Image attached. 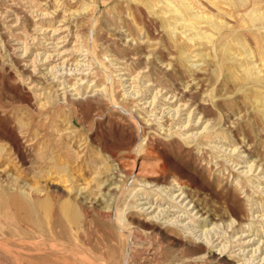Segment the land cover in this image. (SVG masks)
<instances>
[{"label": "rangeland", "instance_id": "rangeland-1", "mask_svg": "<svg viewBox=\"0 0 264 264\" xmlns=\"http://www.w3.org/2000/svg\"><path fill=\"white\" fill-rule=\"evenodd\" d=\"M55 1L58 3L56 4ZM60 3L62 5H60ZM138 3H140V4H138ZM141 3L142 2H139V0H70V1H68V0H65V1L64 0H59V1L58 0H0V121H1L0 122V129L1 130L0 131L7 133L8 135H12L13 137L19 136L18 138L20 140L21 147L23 150L27 149V152H28L27 158L28 159L31 158L30 160L36 158L35 155H36L37 151L39 154H42V155L48 154L50 152V148L55 147L56 144L60 143V141L68 142L71 145V148L73 151L72 150H71V152L68 151L66 149V146H64L65 148L63 147L64 149H62V151H60L61 154L65 156V159L63 157L62 160H63V162H66V161H70V163L73 162L72 166H75L76 169L79 168L78 165L81 166V168L83 169V172H84V173H82V174H84V177L82 179L85 178V181L89 182L90 187L95 186L96 180L98 179V174H95L96 171H101L102 169H103L102 171H104V169L107 166L112 165V164H119L120 163L122 166H124L122 169V172L120 173L121 175L119 177H117V182L114 186H121L123 184L122 181H124L126 179H129V181L127 182L126 191H124L120 195L121 197H119V200H117L118 202L116 201V203L114 204L113 220L116 221L118 216H119V211L122 212L121 217H122L123 221H127L129 223L127 230L129 232H132L134 235H136L137 232H139L140 234H137V235L143 236V238H144L143 240H139L138 238H135V236H134L133 241L130 242V245L132 246V247L130 246V250L132 249L131 251L133 254L137 252L135 255H138L140 257L138 260L139 263L137 260L135 261V259H134V260H130L129 264H135V263L136 264H151V263H149L150 260L151 261L155 260V262H159V263H163L164 260L166 261L165 263H167L169 260L168 264H178L181 261H185V263H183V264H191L190 259H185L186 251H184V249L182 247L175 246L171 241H170V243H172V244H170L169 241L168 242L163 241V243H161L160 247H159V245L156 246V248H158V250H159V253H157V259L153 258L152 246L147 244L149 241L148 238L150 237V235L148 234V231H146L147 229L142 224L139 225L136 223L137 222L136 220L141 218L142 221H143V219L145 221L146 218H149V216H151V215L157 216L158 214H161L160 216H162V217L167 216V219H169V220L172 219V222H174V224H172V225L176 229H178V232L181 233L180 237L184 238L183 239L184 241H188L190 239V236L192 237L191 239H193V240H201L205 236L208 238V240H212L213 247L211 249L209 248L210 254L207 256V260H206L207 262H204L202 264H216L217 260L215 259L214 255L217 257V254L219 253V251H217V250L221 249L223 246L226 247L225 252L228 251V253H225V254L229 255V253H230L231 259L232 258L235 259V260L232 259V264H234V263L235 264H240V263L241 264H264V242H262V241H264V236L262 235V232L264 230V228H263L264 227V206H263L264 205V180H263L264 179V174H263L264 168H263V170L260 169L258 167V165L257 164L255 165V163H253V161H252L253 159H257V158L258 159L261 158L264 161V121L259 117V115H257V114H259L257 112V109L253 108L251 102H249V100L246 97L247 93H248L247 94L248 96H250V95L252 96V94L255 92V91H253L254 89H248V91L246 92V90H242L241 88H239L240 82L236 86L238 79H235V77L231 78L230 73L233 72L232 70L229 71L230 73H227L228 71L225 70V72H223L222 75H220L219 72L214 71L215 66H213V65H215V64H212L211 69H210V72H211L210 74H212V75H210L211 82L210 83L208 81H205L207 83L203 82L202 89H200V91H199V94L201 93V96L199 95V97H203L206 95V94H204V91H203L204 88H206V89L208 88V90L211 91L212 95L216 96V99L219 100L217 106H215L214 109H208L209 110L208 114L210 115V117L214 118V116H215V118L218 119V120L215 119V121H217V128H216L215 133L213 134L214 137H212L211 140L206 141L203 144H197V143L193 142L192 146H191V144H189V145L184 144L183 142H180L179 140H176L177 141L176 142L175 139H177V138H175L174 140H171V137L169 136L170 132L168 131V129L173 127V126H177L178 122L179 123L185 122L187 120V114L186 113L188 111H190L192 108L188 109L189 106L182 107V109L181 108L179 109L180 113H178L177 115H174L175 114L174 109L177 107V103L172 98L168 97L166 99V95L167 96L170 95V94L166 93L168 89H164V90H162L163 93L161 92L160 95L158 94L157 99H155L156 102H154V104L150 103L151 102V96H153V90L155 91L157 89V87L154 86L155 84H153L155 82L148 81V77H146L145 75L149 71L154 76V79H157V80L160 79L162 82H165L167 80V78H165L163 73H161L162 70L160 69V67H161L160 63L158 64V66L160 65L159 68H158V66H156L158 68V69L156 68V70L155 69L150 70L147 68H144L143 70H141L139 68L134 69L135 70V72L133 73L134 75H136V74H138V72L142 71L139 78L137 79V81H135L133 84L137 88V89L135 88V91H139V89L141 87L142 93L136 96L135 103L133 104L134 105L133 109L131 108L132 107L131 105L128 106L129 111H132L131 113L134 115L132 118L128 117L129 114L127 111H120V113L115 112V110H113L108 105V103L105 100H103L104 98H102V96H101L102 95L101 91H98L99 93L97 92V94H99V96L95 99L96 101L92 100L93 102L92 101L90 102V103H92V105L90 103L85 104V102H83L84 104L83 103L78 104L79 106L76 105L77 103L76 104L75 103H69V104L66 103L65 104L64 101L62 100L63 104H62L61 108L57 107V106L52 107L51 110L56 109V108L57 109L55 111L49 110L47 115H45L46 113L44 114L43 113L44 111H42V108H40L41 107L40 104L44 103V98H45V96H42V97L39 96V94H41L43 92L42 87H48L49 86V88H50V87H53L54 85H56L57 87L55 86L54 88H52L53 92H54V89L61 88L63 86L62 83L64 82L65 87L63 86L62 88H65V89H62V91L59 90L58 93H63L64 91H66V92L68 91L67 96L69 98H71V97L76 98V95H74V94H76V91H73V87H70L71 84H75L76 82H77V84H75V86L78 85L77 87L81 88V93L83 95L81 93L80 94H81V97H83V98H85V96H87V95H90L92 93L91 92L92 89L94 91V89L98 90V89L103 88L102 84L104 82V80H103L104 75H103V73H100L102 71L100 70V68L98 67L97 64H94L92 66V65H90L91 64L90 63L89 64L90 66L86 65L83 67L81 66V68H80V65L82 63L86 64L87 63L86 60L88 59L85 55V54H87V51H86L87 47L85 44V42H86L85 36L87 33V29H88L87 26L88 25H91V26L94 25V27H95V24H96L97 29L99 31L101 30L100 33L102 32L100 34L102 37L107 36L110 38L111 37L114 38L117 36V34L115 33V31L113 29H115V28L121 29L122 28L121 30L125 31L126 28H124V26L130 24V21L132 22V20L130 18L131 15L135 16L136 14H139V16L138 15L135 16L137 18V22H139V23H137L138 27L135 24L133 25L132 24L133 22L131 23L133 25L134 29H136V30H134V32L136 34L140 33V30L142 31V29H141L142 26H144L146 24L145 27L147 28V30L150 32V34L152 36L154 35L157 37L158 36L164 37L163 34L165 32H162V29L160 28L161 27V24H159L160 21L156 18L155 15L150 14L147 7L143 6L142 5L143 3L142 4ZM201 3H203L202 6H203V8H204L203 10L205 12L209 13L211 10V12L213 11L212 13H216L219 15L218 10L214 6H209L205 0H201ZM30 4H32L31 5L32 7L30 6ZM55 4H56V6H55ZM59 6H61V8ZM53 7L56 9H53ZM222 7H226V6L222 5ZM69 8H71V9L69 10ZM157 9L159 10V8H157ZM37 10H40V11L43 10L42 14H43V12L46 13L49 11V13H53L55 10H58L56 12L58 15L51 14L50 17L49 16L45 17V16H42L40 14V11H37ZM79 10L81 13L79 12ZM141 10L142 11L146 10V11L142 12ZM35 11L37 13H34ZM64 11H67V12L64 14ZM71 12L72 13L77 12L78 13L77 18H75V15H72ZM31 13H32V15H31ZM147 13H149V14H147ZM19 14L21 17L19 16ZM53 15L57 18L54 19ZM63 15L72 16V19L69 20L70 25H71V26H69V28H66V26L61 25L63 22H61L59 19H61L60 16H63ZM149 15H150V17H149ZM221 15L222 14H220L219 17ZM141 17H143V19ZM125 18H128V19L130 18V21L125 19ZM50 20L53 21V23H52L53 26H55V27L58 26L59 28L62 27V29L66 28V30L65 31L61 30V31H59L60 34L58 32H56V33H54L55 35H53L52 31H51L52 26H50L51 23L49 22ZM85 22H87V23H85ZM240 22L238 24L241 25ZM143 23H145V24H143ZM33 24H35V25H33ZM39 26H41L42 29H40ZM109 28H111V29H109ZM45 29H47L46 31H48V32H46ZM41 30H43L44 33ZM94 30L95 31L93 32V35L96 34V28H94ZM159 32L160 33L162 32V33L160 34ZM77 33H78V36L76 37ZM142 33H144V30L142 31ZM43 34H44V36H43ZM57 34H59V35H57ZM65 35L68 36L66 38V40L65 41L60 40L64 44L58 43L59 47L57 46V48L60 52H63V55H62L63 59L64 58L69 59L70 57H71V59H69L66 62V64H68V65H65V66H68V67H66V69H65V67H62V68L58 67L56 69L59 71V72L58 71L57 72L59 73L58 76L60 75L59 76L60 78L59 79L56 78V80L54 79L55 81H53L52 76H49L50 73H48V70H46V67L50 68V67H52V65L54 66V64L59 63L60 60H58V58H60V57H55L56 56L55 53L57 54V52H54V47H52V45H54L53 43L56 42V40L51 39V38H54V37L58 38L59 36L62 37ZM27 36H28L27 40H23V39H26ZM82 36H84V37H82ZM165 37H167V36H165ZM165 37H164V39H167ZM36 39H38V40L36 41ZM76 39L78 41H75ZM25 41L26 42L29 41V43L27 44ZM44 41H46V42H44ZM49 41H51V42H49ZM17 42H18V44H17ZM116 42L117 41H115L114 43H112L110 46H107V47L102 45V43H100L101 46L98 48L99 53L100 54L102 53L101 55H102V57H104V59L106 60L108 65H110L112 62L113 63L115 62V61H111V59H112V54H113L112 50L115 51V49H116V51H117L119 49L118 43H116ZM74 43L75 44L78 43V45H75ZM186 43L187 42H185V44ZM23 44H24V47L30 46L29 48L26 47L27 50H30V51H29V53L26 52L25 55H24V51L22 49ZM50 44H52V45H50ZM233 45L235 46V44H233ZM77 46L79 47V49H81L80 52L77 51V53L76 52L71 53L72 52L71 48H73V47L78 48ZM8 47H10V48L8 49ZM199 47H198L199 48L198 50H200L199 53H198V50L196 52L199 54V56H197V58L195 57V59L193 58V60H198L199 58L202 59V60H200V62L198 61L199 65H202V64L206 65V64H209L210 62L213 63V58H212L213 54L209 51V49L206 48V46H199ZM16 48H19L18 50L20 52ZM66 49H68V50L66 51ZM9 50H11V51H9ZM190 50L192 51L193 49H190ZM206 50L209 54L206 52ZM235 50H236V48H235ZM237 50H238V48H237ZM43 51H49V53L54 52V54H53V55H55V56H53L54 58L51 59L50 62L49 61H46V63H45V61L41 62L40 57L36 58L35 56H36V53L42 54L41 52H43ZM103 51H104L105 55L103 54ZM108 51H111V52H109L107 54ZM204 51H205V53H204ZM21 53H23L22 56H21ZM33 53L35 55H33ZM122 53H123V51H122ZM196 53H194V54H196ZM237 53H239V52H237ZM211 55H212V57H211ZM109 56L111 59L108 58ZM8 58H12L13 60H9ZM167 58H169V56H167ZM35 59H37V60L35 61ZM77 59L81 62V64L78 65L79 68L78 67L75 68V65H74L77 62ZM237 59H239L240 61H243V62H245L247 60L245 55H239ZM109 60H110V62H109ZM205 60H207V61H205ZM19 61H22V64H27L28 68H30V69L33 66L35 67L38 65L35 68L39 72L35 71L34 74H36V75L33 76V79L35 80V81L33 80L34 82H32L31 79H30V81H31L30 82L29 79H27L26 75L24 77H21V76H23L22 75L23 73H21V71H20L21 69L18 70V67H17L18 66L17 63ZM34 61L38 64L34 63ZM39 61H40V63H39ZM71 62L72 63L74 62V63L72 64ZM30 63L31 64L34 63L32 67H31ZM200 63H202V64H200ZM233 63L230 62V65H232L234 67V70L237 68V71L235 70L234 72L238 76V78H241V76L244 75L243 68H240L239 66L236 67L235 63L234 64ZM112 64H111V69L109 71L110 72L112 71L113 75L111 73V76L109 77V84L114 87V91H115V94L117 95L119 102H125L124 101L125 99L123 98L124 97L123 94L125 93L124 90H126V89L123 88V86H121L120 79H119L120 78L119 74L125 73V70H122V71H119V70L121 68L125 67V65L118 64V66H117V65H112ZM205 65H203V66H205ZM14 66H15V68H14ZM87 66H89V67H87ZM69 67H70V69H69ZM59 68H61V69L59 70ZM74 68H75V70H74ZM84 68L86 71H84ZM96 68H98V69H96ZM77 69H83V71H78ZM91 70L94 73L91 72ZM114 71H115V73H114ZM144 71H145V73H144ZM45 72L47 73V77H45L43 75ZM110 72H109V75H110ZM154 72H156V73H154ZM212 72H214V73H212ZM213 74H215V75H213ZM187 75H190V74H187ZM81 77L84 78V81L85 80L86 81L85 82L84 81H78V79ZM122 77L124 79H127L128 76L123 75ZM94 78L97 79V81L96 80L94 81ZM111 78L113 79L112 80L113 82L111 81ZM36 81L40 82V84L36 83ZM234 81H236V82H234ZM78 82H79V84H78ZM142 82H143V85H142ZM151 82H152V84H151ZM197 82H195V83H197ZM41 83H43L44 86H42L43 84H41ZM96 83L98 85H102L101 88L94 87V85ZM148 83L150 84V86ZM208 83H209V85H205ZM128 85H129V83H127L125 85V87H127ZM164 85L170 86L171 82L167 81L166 83H164ZM71 89H72V91H71ZM143 90H144V92H143ZM212 90H214V91H212ZM46 91L47 90H45V92ZM53 92L51 94H53ZM89 92H91V93H89ZM100 92H101V94H100ZM139 99H142V100H139ZM15 100H16V102H15ZM24 100H25V102H24ZM31 109L32 110L34 109V110L32 111ZM29 111H31V112H29ZM41 112L44 114L43 116H39V114ZM10 114H11V116H10ZM152 114H153V116H151ZM241 114L242 115L245 114L243 119L234 120V118L238 117ZM22 115L26 119L30 118V121L32 122V127L35 130H37V133L39 134L38 138H36V139H40L39 143H37L38 140H36L34 138L32 141H28L29 138L26 137L25 133H22L23 130H21L19 128L17 123H14L16 121V118L19 116H22ZM30 115H31V117H30ZM53 117H54V119H53ZM197 117H199V114H198V112H195L191 118L192 122L190 123V125H188L187 127H183L180 130H184L185 132H187L189 130L191 131L192 128H196L195 129L196 131H198V132L201 131V127L203 126V123H202L203 120H200L198 122ZM86 118H87V121H86ZM254 120H257V122H258L257 124H255V126L253 124ZM232 121L235 124L232 123ZM13 123L15 125H13ZM160 124H162V125H160ZM143 126H145V127H143ZM152 127H153V129H152ZM178 127H179V125L173 131L178 130L179 129ZM142 130H144V131H142ZM5 131H7V132H5ZM145 132H147L148 134H146ZM15 134H17V135H15ZM242 134H243V136H242ZM117 136H119V137H117ZM128 136H130V138L133 142L131 140H127ZM197 136L200 137V134ZM197 136L195 137V140L198 139ZM219 136H221V137H219ZM31 138H32V136H31ZM244 140H247V141L249 140L250 141L249 143H253V145H252L253 149H251V151H250L251 154L249 156H248V153L246 154V152H244V148L241 147L243 145ZM144 141H146V142H144ZM31 144H33V145H31ZM27 145H29V146H27ZM6 146L9 148L10 145L7 144ZM188 146H190V147H188ZM237 146H238L237 150H235L233 152L232 149L234 147H237ZM40 147L42 149H40ZM193 147H195V148H193ZM30 148H32V149H30ZM102 149H104V151ZM105 149H107V150L105 151ZM197 149H199V150H197ZM230 151H231V153H230ZM60 152H58V153H60ZM75 152H78L80 154L79 159L76 161L72 157V155H74ZM11 155L15 159L14 153H12ZM29 156H30V158H29ZM66 156H67V159H66ZM113 159H114V161H111ZM74 162H76V163H74ZM253 164H254V166H253ZM249 165H252L253 169H252V172L249 173L250 176H249V174H248V176L251 179H253L254 185H252L253 188L248 187V188L243 189L241 184H239L238 178L244 170L246 171L248 169ZM165 166L168 168V170H169V168H170V170H172V171L169 170V172H174V173L178 174L179 176L182 175L181 176V182L183 181L182 182L183 184L184 183L188 184V185L187 184H184V185H187L190 187L193 185L192 190L195 189V190H193V194L199 195V197L201 198V201L204 204H207L208 209L211 212H213V214L216 213L215 215L220 216L221 213H223L225 211L227 212L228 210L229 211L232 210L234 212V217H235V218L233 217L235 219V221H234L235 223L232 224V227H235V225H237L236 219H239V221L241 219L243 221V224L240 225V228H237L238 230L233 229L232 227L231 228L227 227L228 224L227 225L225 224L222 226L218 225L219 227L213 226L209 221L207 223H204V221L202 220L203 217L199 219L198 215H195L194 213L190 214L189 207H185V209H184V206L186 205L185 202H184L183 206L180 207L181 198L177 199L175 202L173 201V203L169 202L168 200H164V201L161 200V196H164L163 194H165V193H163L161 195L160 192L162 189H164L165 192H168V194L172 193V195H177V193H178L177 192L178 187H176L174 182H170V181H172V180H170L172 178L167 180V181L170 180L169 181L170 184H169V182H167L165 185L167 187H164V186L156 187V188L154 187V189H157V188L159 189V190L157 189L156 191H153V189H152L153 188V185H152L153 179L161 176V174L163 172L162 167H165ZM104 176H106V175L104 174ZM102 177L103 176H101V178ZM23 183H25V181ZM53 183L56 185L58 184V187H60V190L63 189V187H66V185H67V184L64 185V184L57 183V182H53ZM173 183L175 186L173 185ZM61 185H63V186H61ZM52 188L54 189L55 186L54 187L52 186ZM102 191L105 192V190H102ZM195 191H197V192H195ZM124 193H126V194L124 195ZM146 193H149L150 195L149 194L147 195ZM122 197H123V199H122ZM175 203L178 204L179 207H174ZM149 207H151V208L148 209ZM137 217H139V218H137ZM173 220H175L177 222H175ZM169 224H171V223H169ZM165 226L166 225H164V228H165ZM85 228H86L85 232H83L85 234L81 233L82 236L79 239V241L81 242V244L84 243L83 240L86 241L83 244L84 246H86L90 243H93V244L92 245L90 244L89 245L90 247L86 246V247L80 248L79 249L80 252H82V249H84L83 254H94L95 256L97 254L96 258L100 257V255H101V257L107 259V256L109 257V254L112 252L113 247H114L116 252H117L116 256H118V258L120 257V251H119L120 249L119 248L121 247V240L118 236L116 228L113 226V224L111 223L110 220L108 221V219H105V218L95 217V220L91 223L86 224ZM88 228H90L91 230ZM203 229H204V231H203ZM134 231H135V233H134ZM211 231H212V233H211ZM88 232H89V234H88ZM227 232H229V233H227ZM141 233H143V234H141ZM144 233H145V235H144ZM112 234H114L117 239L114 238V235H112ZM229 234H230V236H229ZM199 236H201V239H198ZM100 238L101 239L103 238V239L101 240ZM114 239H116L117 241L116 240L114 241ZM118 240H120V243ZM65 241H66V243H65ZM105 241L106 242L109 241L108 245ZM117 243H119V244H117ZM137 243H139V244H137ZM168 243L170 245H168ZM54 244L60 248L61 247L65 248V246H66V248L69 249V251L71 249L73 251H77V248H75L76 246L74 247V245L76 243L74 241L72 242V241L68 240V238H54ZM61 245H63V246H61ZM98 245H100V246H98ZM109 245H110V247H109ZM170 246H172V247H170ZM97 247H99V248H97ZM141 247H142V250H141ZM166 247L169 249L173 248L172 249L173 252L171 250L169 251V249H167ZM103 248H105V249L102 253ZM138 248L140 251L138 250ZM145 248H148V249H145ZM85 249H86V251H85ZM161 249H162V251H161ZM89 250H91L92 253H90ZM109 250L111 252H109ZM143 250H145L146 253H144ZM163 250H164V252H163ZM93 252H96V253H93ZM105 252H106V255L104 254ZM175 252H176V254H175ZM213 252H215V253L213 254ZM231 252H232V254H231ZM164 253H166V254H164ZM54 254H56V255H54V257H55L54 258V264H57V263L62 264V261H63V264H67V262H65V261L68 259V257L61 254L59 250H54ZM102 254L105 255V257ZM150 254H152V255L150 256ZM94 255H92V256H94ZM145 256H148V257H145ZM197 256L198 255L193 256V257L195 258ZM170 257H172V261H170ZM140 258L142 260L143 259L144 260L142 261ZM33 259L38 260V261L35 262L34 260L31 259L32 264H49V260H47L45 258H41L40 260L35 259V258H33ZM57 259H58V261H57ZM133 261H134V263H132ZM208 261H209V263H208ZM170 262H172V263H170Z\"/></svg>", "mask_w": 264, "mask_h": 264}, {"label": "bare ground", "instance_id": "bare-ground-1", "mask_svg": "<svg viewBox=\"0 0 264 264\" xmlns=\"http://www.w3.org/2000/svg\"><path fill=\"white\" fill-rule=\"evenodd\" d=\"M68 1H70V0H68ZM205 1L209 6H214L218 10L219 15L220 14H222V15L219 17L218 14L212 13L213 11L211 12V10L209 13L205 12L203 10L204 8L202 6L203 3H201V0H139V2L143 3V4L141 3L143 6L147 7L150 14L155 15L156 18L160 21V23H159V24H161L160 28L162 29V32H165L163 35H164V37L167 36V37H165L167 39H164V37H162V36H158V37L154 36V35L152 36L150 34V32L147 30V28L145 27V25H146L145 23H143L145 25L142 26V28H141L142 31L144 30V33H142V31L140 30V33L136 34L134 32V30H136V29H134L133 25L134 24L136 26L138 25L137 23H139V22H137V18L135 16L136 15L139 16V14H136L135 16L131 15L130 18H131L133 23L130 21V18L129 19L125 18V19L130 21V24L124 26V28H126L125 31H122L121 30L122 28L121 29L120 28L119 29H117V28L113 29L115 31V33L117 34V36L114 38H112V37L110 38L107 36L102 37L100 35L102 32L100 33L101 30L99 31L97 29L96 24H95V27H94V25L93 26L88 25L87 26V28H88L87 33L85 36V38H86L85 44L87 47V49H86L87 54H85V55L88 58L86 60L88 64L82 63L83 64L82 65L81 62L77 59V62L74 65L76 68V67H78V65L81 64L80 65V68H81V66L83 67V66L89 65L90 63H91L90 65H92V66L94 64H97L98 67L100 68V70L102 71L100 73H103V75H104L103 76L104 82L101 80L103 82V84H102L103 88L98 89V90L94 89V91L91 88L92 93L89 92L91 94L87 95V96H85V98H83V97H81V94H82L81 88L77 87L78 85L75 86V84H77V82L76 83L74 82L75 84H71L70 87H73V91H76V94H74V95H76V98H72V97L69 98L67 96L68 91L67 92L64 91L63 93H58L59 90L62 91V89H65V88H62L63 86L65 87L64 82L62 83L63 86L61 85L62 86L61 88L54 89V92H53L52 88H54L56 85H54L53 87H50V88H49V86L48 87H42L43 92L41 94H39V96L40 97L45 96V98H44V103L41 102L42 103V104H40L41 107L40 106L39 107L42 108V111H44L43 113L44 114L46 113L45 115H47V113L49 112V110H51L52 107L57 106V107L61 108L63 101L65 104L66 103L67 104H69V103H75L76 104L77 103L76 105L83 103V102H85V104L86 103L89 104L92 100L96 101L95 99L99 96V94H97V92L101 91L102 92L101 96H102V98H104L103 100H105L108 103V105L113 110H115V112L120 113V111H127L129 114L128 117L132 118L134 115L131 113L132 111H129L128 106L131 105L132 106L131 108L133 109V107H134L133 104L135 103L136 96L142 93L141 87H140L139 91H135L136 87H135V85H133L134 82L137 81V79L139 78L142 71H140V72H138V74L134 75L133 74L135 72L134 69L139 68V69L143 70L144 68H147L150 70H152V69L156 70V68H157L156 66H158V64L160 63L161 64L160 69L162 70L161 73H163L165 78H167V80L165 82H162L160 79H158V80L154 79V76L149 71L145 75L146 77H148V81L155 82L153 84H155L154 86L157 87V89L155 91L153 90V96H151V102L150 103L154 104V102H156L155 99H157L158 94L160 95L162 90L168 89L166 93L170 94V95L169 96L166 95V99L168 97L172 98L177 103V107L174 109L175 110L174 115H177L178 113H180L179 109L180 108L182 109V107L189 106L188 109L192 108L190 111H188L186 113L187 114V120L183 123L178 122V124H177V126L179 125V127H178L179 129L177 128L178 130L173 131L174 129H176L177 126H173V127L168 129V131L170 132L169 136L171 137V140H174L175 138H177V139H175V141L179 140L180 142H183L184 144H188V145L191 144V146H192L193 142L197 143V144H203L206 141L211 140L212 137H214L213 134L215 133L216 128H217V121H215V119H216L215 116H214V118L210 117V115L208 114V112H209L208 109H214V107L217 106L219 100L216 99V96L212 95L211 91H209L208 88L207 89L204 88L203 91H204V94H206V95L203 97H199V95L201 96V93L199 94V91H200V89H202L203 82H205V81H208L209 83L211 82L210 75H212V74H210L211 73L210 69H211L212 64H215V65H213V66H215L214 71L219 72L220 75H222V73L225 72V70L228 71L227 73H230L229 71L232 70L233 72L230 73L231 78L235 77V79H238L236 86L240 82L239 88H241L242 90H246V92H247L248 89H254L253 91H255V92L252 94V96L251 95L248 96L247 95L248 93H247L246 97L249 100V102H251L253 108L257 109V112L259 113L257 115H259V117L264 121V0H205ZM57 3L58 2H56V4ZM56 4H55V6H56ZM138 4H140V3H138ZM31 5L32 4H30V6ZM60 5H62V4L60 3ZM222 5L226 6L227 8L222 7ZM59 7L61 8V6H59ZM157 8H159V10ZM53 9H56V8L53 7ZM70 9L71 8H69V10ZM37 11H40V10H37ZM42 11L43 10L40 11V14L42 16H45V17L46 16L50 17L51 14L58 15L56 13L58 10H55L53 13H49V11L46 13L43 12V14H42ZM144 11H146V10H143L142 12H144ZM66 12L67 11H64V14ZM77 12H73V13L71 12L72 15H75V18H77V15H78ZM79 12H80V10H79ZM34 13H37V12L35 11ZM149 13H147V14H149ZM31 15H32V13H31ZM19 16H20V14H19ZM60 17H61V19H59V20L64 23V24L62 23L61 25L66 26V28H69V26H71L69 20L72 19V16L63 15ZM149 17H150V15H149ZM55 18H57V17L54 16V19ZM141 18L143 19V17H141ZM49 22L51 23V25L50 24L49 25L52 26L51 31H52L53 35H55L54 33H56V32L59 33V31H61V30L62 31L66 30V28L62 29V27L59 28L58 26L57 27L53 26L52 20H50ZM239 22L241 23V25L238 24ZM85 23H87V22H85ZM33 25H35V24H33ZM39 27H40V29H42L41 26H39ZM94 28H96V34L93 35V32L95 31ZM109 29H111V28H109ZM46 30L47 29H45V31ZM41 31L43 32V30H41ZM46 32H48V31H46ZM59 34H57V35H59ZM43 36H44V34H43ZM77 36H78V33L76 34V37ZM67 37L68 36L65 35L62 37L59 36L58 38H55V37L51 38V39L56 40V42L53 43L54 45L50 44V45H52V47H54V52H57V54L55 53L56 56L53 55L54 52L49 53V51H43L44 53L41 52L42 54L36 53V56H35L36 58L40 57V61L41 62L45 61V63H46V61L50 62V60L54 58L53 56L60 57V58H58V60H60L59 63L54 64V66L52 65V67H50V68L46 67V70H48V73H50L49 76H52L53 81H55L56 78H58V79L60 78L59 77L60 75L58 76L59 71L56 69L58 67H61V68L65 67V69H66V67H68V66H65V65H68V64H66V62L69 59H71L70 56H69L70 57L69 59H65V58L63 59V57H62L63 52H60L57 48L58 43L64 44L60 40L65 41ZM82 37H84V36H82ZM27 38H28V36L26 37V39H23V40H27ZM37 40L38 39H36V41ZM75 41H78V40L76 39ZM115 41H117L116 43H118L119 49L117 51H116V49H115V51H113L111 49L112 53H113V54L111 53L112 59L110 58V56L108 58H110L111 61H115L114 63L112 62L113 64L111 63L112 65H117V66H118V64L125 65V67H123L119 70V71L125 70L124 74H119L120 75V78H119L120 84H121V86H123V88L126 89V90H124L125 93L123 94L124 95L123 98L125 99L124 100L125 102H119L117 95L115 94L114 87L109 84V77L111 76V73H112V71L111 72L109 71L111 69V64L108 65L106 60L104 59V57H102V55H101L102 53L100 54L98 51V48L101 46L100 43H102V45L107 47V46H110ZM44 42H46V41H44ZM49 42H51V41H49ZM185 42H187V43L185 44ZM26 43L28 44L29 41H27ZM17 44H18V42H17ZM233 44H235V46ZM75 45H78V43H76ZM199 46H206V48L209 49V51L213 54V57L211 55V57L213 58V63L210 62L211 64L209 63L206 65L200 63L202 65H199L198 61L200 62V60H202V59L199 58L198 60H193V58L195 59V57L197 58V56H199V54H198L200 51V50H198L200 48ZM26 47L29 48L30 46H26ZM26 47H24V44H23L22 49L24 51V55L26 52L29 53V51H30V50H27ZM9 48L10 47H8V49ZM235 48H236V50H235ZM237 48H238V50H237ZM16 49L18 50L19 48H16ZM71 49H72L71 53H74V52L77 53V51L80 52V50H81V49H79V47L78 48L73 47ZM190 49H193V50L191 51ZM11 50H9V51H11ZM67 50L68 49H66V51ZM197 50H198V53H196ZM207 50H206V52H207ZM122 51H123V53H122ZM109 52H111V51H108L107 54ZM237 52H239V53H237ZM194 53H196V54H194ZM204 53H205V51H204ZM22 54L23 53H21V56H22ZM103 54H104V51H103ZM33 55H35V54L33 53ZM239 55H245L247 60L245 62L240 61L239 59H237ZM167 56H169V58H167ZM8 59L13 60L12 58H8ZM36 60L37 59H35V61ZM35 61H34V63H36ZM40 61H39V63H40ZM205 61H207V60H205ZM109 62H110V60H109ZM230 62H232V63L234 62L236 67L239 66L240 68H243L244 75L243 76L240 75L241 78H238V76L235 74L234 71L235 70L237 71V68L234 70V67L232 65H230ZM34 63H32V64L30 63L31 67L33 66ZM36 64H38V63H36ZM17 65H18L17 66L18 70L21 69L20 71H21V73H23L22 74L23 76H21V77H24L26 75L27 79H29V81H30V79L32 80V82L35 81L33 79V76L36 75V74H34L35 71H38L35 68L38 65L35 67L33 66L31 69L28 68L27 64H22V61H19L17 63ZM203 65H205V66H203ZM89 66H87V67H89ZM159 66H158V68H159ZM14 68H15V66H14ZM61 68H59V70ZM75 68H74V70H75ZM69 69H70V67H69ZM96 69H98V68H96ZM77 70L83 71V69H77ZM84 71H86L85 68H84ZM91 72H93V71L91 70ZM109 72H110V75H109ZM114 73H115V71H114ZM144 73H145V71H144ZM154 73H156V72H154ZM212 73H214V72H212ZM187 74H190V75H187ZM43 75L45 77H47L46 72ZM112 75H113V73H112ZM123 75H127L128 76L127 79H124L122 77ZM213 75H215V74H213ZM95 80L97 81V79L94 78V81ZM112 80L113 79L111 78V81ZM78 81H84V78L81 77L78 79ZM167 81L171 82L170 86L164 85V83H166ZM152 82H151V84H152ZM195 82H197V83H195ZM234 82H236V81H234ZM36 83L40 84V82H37V81H36ZM43 83H41V84H43ZM97 83L94 85V87L101 88L102 85H98ZM127 83H129V85L127 87H125V85ZM205 83H207V82H205ZM209 83L205 84V85H209ZM44 84L42 86H44ZM78 84H79V82H78ZM142 85H143V82H142ZM149 86H150V84H149ZM45 90H47V91L49 90V91L45 92ZM71 91H72V89H71ZM212 91H214V90H212ZM52 92H53V94H51ZM101 92H100V94H101ZM143 92H144V90H143ZM139 100H142V99H139ZM15 102H16V100H15ZM24 102H25V100H24ZM90 104L92 105V103H90ZM56 109H53V110L55 111ZM53 110H51V111H53ZM29 112H31V111H29ZM195 112H198V114H199V117H197V119H198L197 121L199 122L200 120H203V122L201 121L203 123V126L201 127V131H199V132L196 131L195 130L196 128H192L191 131L189 130L187 132H185L184 130H180L181 128L187 127L188 125H190V123L192 122L191 118ZM43 113L41 112L39 114V116H43L44 115ZM244 115L245 114H243V115L241 114L238 117L234 118V120H241L244 118ZM10 116H11V114H10ZM151 116H153V114ZM30 117H31V115H30ZM53 119H54V117H53ZM216 120H218V119H216ZM86 121H87V118H86ZM233 121H232V123H234ZM14 123H17L19 128L21 130H23L22 133L26 134V137L29 138L28 141H32L33 138L34 139L38 138L39 134L37 133V130H35L32 127V122L30 121V118L26 119L22 115V116L17 117L16 121ZM14 123H13V125H15ZM257 123H258L257 120L253 121L254 126ZM160 125H162V124H160ZM145 126H143V127H145ZM152 129H153V127H152ZM144 130H142V131H144ZM5 132H7V131H5ZM145 133L148 134L147 132H145ZM199 134H200V137L197 136ZM15 135H17V134H15ZM31 136H32V138H31ZM196 136L198 137L197 140H195ZM242 136H243V134H242ZM18 137L19 136L13 137L12 135H8L7 133L0 131V264H32L31 259L34 260L33 258L39 259V260L41 258H45V259L49 260V264H54V258H55L54 255H56V254H54V250H59L61 254L68 257V259L65 261V262H67V264H129L130 260L135 259V261L136 260L138 261L140 256L135 255L137 252L134 254L132 253V251H131L132 249L130 250V246H131L130 242L133 241L134 236H135V238H138L139 240H143L144 239L143 236L137 235V234H140L139 232H137V234L134 235L132 232H129L127 230L129 223L127 221H123V219L121 217L122 212L119 211V216H118L117 220L116 221L113 220L114 204L116 203L117 200H119V197H121L120 195L124 191H126L127 182L129 181V179H126V180L122 181V183H123L122 185L119 183L121 186H114L117 182V177H119L121 175L120 173L122 172V169L124 166H122L120 163L119 164H112V165H109L107 167L105 166L106 168L104 169V171H102L103 169L101 171H96L95 174H98V179L96 180L95 186L90 187L89 182H86L85 178L82 179L84 177V174H82V173H84V172H83V169L81 168V166L78 165L79 168L76 169L75 166H72L73 162H71V163H70V161L63 162V160H62L63 157L65 159V156L62 155L60 151H62V149L65 148L64 146H66V149L68 151L71 152V150H72L71 145L68 142L60 141V143L56 144L55 147L50 148V152L48 154L42 155V154H39L37 151V153L35 152L36 155L34 154L36 156V158L30 160L31 159L30 156H29L30 159L27 158V155H28L27 149H24V150L22 149L21 143H20V140ZM117 137H119V136H117ZM219 137H221V136H219ZM36 140H38L37 143H39L40 139H36ZM127 140H131L130 136L127 137ZM144 142H146V141H144ZM249 142H250L249 140L248 141L244 140L243 145L241 146L242 148H244V152H246V154L248 153V156L251 154V152H250L251 149H253L252 148L253 143H249ZM7 144L10 145L9 148L6 146ZM29 145H27V146H29ZM31 145H33V144H31ZM188 147H190V146H188ZM195 147H193V148H195ZM237 148H238V146L234 147L232 149L233 152L235 150H237ZM30 149H32V148H30ZM40 149H42V148L40 147ZM102 150L104 151V149H102ZM106 150L107 149H105V151ZM197 150H199V149H197ZM58 152H60V153H58ZM12 153H14L15 159L12 157V155H11ZM230 153H231V151H230ZM79 155L80 154L78 152H75V154L72 155V157L76 161L79 159ZM66 159H67V156H66ZM111 161H114V159ZM252 161H253V163H255V165L257 164L258 167L263 170V168H264L263 159L257 158V159H253ZM74 163H76V162H74ZM253 166H254V164H253ZM252 169H253L252 165H249L248 169L246 171L244 170L241 174L242 176L240 175L238 178L239 184H241L243 189L248 188V187L253 188V186H252V185H254L253 179H251L249 177L250 176L249 173L252 172ZM169 170H170V168H169ZM169 170L166 166L162 167L163 172H162L161 176L153 179V183H152L153 188L152 189H153V191H156L158 188L154 189V187L155 188L161 187V186L167 187V186H165L166 183L169 182L170 180H172L170 182H174L176 187H178V190H177L178 193H177V195H172V193L168 194V192H165V190L162 189L161 192L160 191L159 192L161 193V195L163 193H165V194H163L164 196H161V200H163V201L168 200L169 202L173 203V201L175 202L177 199L181 198L180 207L183 206V204L185 202L186 205L184 206V209H185V207H189L190 214L194 213L195 215H198L199 219L203 217L202 220L204 221V223H207L209 221L213 226H218V225L222 226V225L228 224L227 227H230V228L232 227V224L235 223L234 222L235 221L234 212L232 210H230V211L228 210L229 212L225 211V212L221 213L220 216L215 215L216 213L213 214V212H211L208 209L207 204H204L201 201V198L199 197V195L193 194V190H195V189L192 190L193 185L191 187L187 186L188 185L187 183H184V184H187V185H184L182 183L183 181L181 182V176L182 175L179 176L178 174H176L174 172H169ZM170 171H172V170H170ZM104 174L106 176H104ZM248 174H249V176H248ZM101 176H103V177L101 178ZM170 178H172V179H170ZM168 179H170V180L167 181ZM24 181H25V183H23ZM53 182L61 183L64 185L67 184V185H66V187H63V189L60 190V187H58V184L56 185ZM170 182H169V184H170ZM174 183H173V185H174ZM52 186L53 187L55 186V188L53 189ZM61 186H63V185H61ZM102 190H105V192H103ZM195 192H197V191H195ZM125 194L126 193H124V195ZM146 194L148 195L149 193H146ZM122 199H123V197H122ZM174 207H179V205L175 203ZM150 208L151 207H149L148 209H150ZM160 215L161 214H158L157 216L151 215V216H149V218H146L145 221H144V219L142 221L141 218H139V217H137L139 219L136 220L137 221L136 223L139 225L142 224L147 229L146 231H148V234L150 235V237H149L150 239L147 237L149 240L147 244L152 246L153 258L157 259V253H159V250H158V248H156V246L159 245V247H160V245H161V243H163V241L164 242L169 241V243L171 241L175 246L182 247L184 249V251H186V256L184 255L185 259H190L191 264H202L204 262H207L206 261L207 256L210 254L209 251L213 247L212 240H208V238L206 236L203 239H201V236H199L198 239H201V240H193V239H191L192 237L190 236V239L188 241H184L183 240L184 238L180 237L181 233H179L178 229H176L172 225V224H174V222H172V219L169 220V219H167V216L162 217ZM95 217L105 218V219H108V221L110 220L111 223L113 224V226L116 228L118 236L121 240V247L119 246L120 247L119 248L120 249L119 250L120 251V257L119 258H118V256H116L117 252H116L114 247H113L112 252L109 250V252H111V253L109 254V257L107 256V259L101 257V255H100V257L96 258L97 254H96V256L94 254H83L84 249H82V252L79 251L80 248L89 246L90 244L91 245L93 244V243L89 242L90 244L84 246L83 244L86 241L83 240L84 243L81 244L79 239L82 236L81 233L85 232V229H86L85 225L93 222L95 220ZM173 221H175V220H173ZM236 221H237V225L234 224L235 227H232L233 229L240 228V225L243 224V221L241 219H240V221H239V219H236ZM175 222H177V221H175ZM169 223H171V224H169ZM164 225H166L165 228H164ZM88 229H90V228H88ZM204 229H203V231H204ZM89 232H88V234H89ZM134 233H135V231H134ZM211 233H212V231H211ZM227 233H229V232H227ZM83 234H85V233H83ZM141 234H143V233H141ZM112 235H114V234H112ZM144 235H145V233H144ZM262 235L264 236V230L262 232ZM229 236H230V234H229ZM54 238H68V240H70L72 242L74 241L76 243L74 245V247L76 246L75 248H77V251H73L72 249L69 251V249H67L66 246H65V248L58 247L57 245L54 244ZM114 238H116L115 235H114ZM116 239H114V241ZM120 240H118L119 243H120ZM262 242H264V241H262ZM65 243H66V241H65ZM106 243L108 245L109 241ZM119 243H117V244H119ZM169 243H168V245L172 244V243H170V244ZM137 244H139V243H137ZM61 246H63V245H61ZM98 246H100V245H98ZM109 247H110V245H109ZM170 247H172V246H170ZM97 248H99V247H97ZM148 248H145V249H148ZM104 249L105 248H103L102 253H103ZM167 249H169V248H167ZM172 249H169V251L170 250L172 251ZM225 249H226V247L223 246L221 249L217 250V251H219V253L217 254V257L214 255L215 259L217 260V263L215 262L216 264H232V259H234V258L231 259L230 253H229V255L225 254V253H228V251L225 252ZM138 250H139V248H138ZM141 250H142V247H141ZM85 251H86V249H85ZM89 251H90V253H92L91 250H89ZM161 251H162V249H161ZM143 252L146 253L145 250H143ZM163 252H164V250H163ZM93 253H96V252H93ZM214 253L215 252H213V254ZM104 254L106 255V252ZM164 254H166V253H164ZM175 254H176V252H175ZM231 254H232V252H231ZM92 255H94V256H92ZM105 255H103V256L105 257ZM151 255L152 254H150V256ZM196 255H198V256L194 258L193 256H196ZM145 257H148V256H145ZM58 259H57V261H58ZM34 261L36 262L38 260H34ZM170 261H172V257H170ZM165 262H166L165 260L163 263L155 262V260H152V261L150 260L149 263H151V264H154V263L155 264H168L169 260L167 263H165ZM132 263H134V261ZM138 263H139V261H138ZM170 263H172V262H170ZM183 263H185V261H181L178 264H183ZM208 263H209V261H208ZM62 264H63V261H62Z\"/></svg>", "mask_w": 264, "mask_h": 264}]
</instances>
